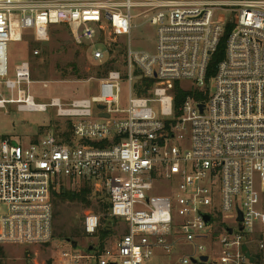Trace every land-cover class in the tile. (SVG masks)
I'll use <instances>...</instances> for the list:
<instances>
[{
  "label": "built area",
  "instance_id": "2783aa9c",
  "mask_svg": "<svg viewBox=\"0 0 264 264\" xmlns=\"http://www.w3.org/2000/svg\"><path fill=\"white\" fill-rule=\"evenodd\" d=\"M137 18L155 29L151 50L133 49ZM57 26L93 63L116 67L95 95L38 103L28 62L9 78L8 44L28 32L46 40ZM177 87L190 92L178 108ZM9 108L52 109L72 125L69 141L54 131L1 137L0 246L49 245L53 194L68 181L105 192L127 231L113 249L62 247V264H264V0H0ZM84 229L94 239L100 217L86 216Z\"/></svg>",
  "mask_w": 264,
  "mask_h": 264
},
{
  "label": "rangeland",
  "instance_id": "374dc122",
  "mask_svg": "<svg viewBox=\"0 0 264 264\" xmlns=\"http://www.w3.org/2000/svg\"><path fill=\"white\" fill-rule=\"evenodd\" d=\"M137 14L136 11L133 12ZM228 17V15H226ZM136 29L132 31L133 49H153L155 45V29L149 25H143L141 19H134ZM120 51L114 55L122 60L125 39L118 38ZM96 45L92 49L100 48ZM35 52H38L35 55ZM123 52V53H122ZM8 61L10 79L15 78L16 67L23 61L31 66L32 84L31 94L38 103H45L58 97L65 102L95 95L98 80L103 76L105 66L96 65L90 60L88 54L75 42L71 31L64 26L52 27L48 38L43 41L35 40L33 33L28 32L22 42H10L8 44ZM47 84L48 87H44ZM38 99V100H37ZM10 109L6 114L0 109V139L9 136L19 141L21 138L28 143L31 139L37 140L41 135L54 131L68 132L67 121L57 117L56 112L50 109L48 112L19 113ZM191 148V135L187 133V149ZM83 184L65 181L62 183L64 190L77 193ZM62 187L58 188L57 193ZM91 204L78 201L64 200L56 197L54 202V237L47 246H1L4 258H0V264H62L60 260L61 248L89 249L91 244L99 241L87 237L84 229L86 216L94 214L104 218L105 210L101 205L107 203V194L103 191L92 190ZM105 244L113 249L116 242L126 233V222L116 219ZM100 236V235H99ZM101 237V236H100ZM102 238V237H101ZM70 241V242H69ZM72 241L77 242L74 247ZM167 258L161 261L155 258L145 261L144 264H167Z\"/></svg>",
  "mask_w": 264,
  "mask_h": 264
},
{
  "label": "trees",
  "instance_id": "16d2710c",
  "mask_svg": "<svg viewBox=\"0 0 264 264\" xmlns=\"http://www.w3.org/2000/svg\"><path fill=\"white\" fill-rule=\"evenodd\" d=\"M120 50L121 49L113 47L112 48L113 55ZM122 51H123V49H122ZM224 55H225V39H224V41H222L217 54L213 58V62H212V66H211L212 72L215 69V65L219 62V60L223 59ZM115 61L116 60H113L112 62L107 63L105 66L104 72L99 73V76H103L108 71H110L111 69H115V67H116V64H114V63H116ZM175 94H176L175 95V106H176V108H178L181 105V103L186 99V97L190 94V92L183 90L180 87H177L175 90ZM70 101L71 100H69L68 102H70ZM66 125H68L69 131L65 135H63V137H65V139H67V141H69L72 123L67 122ZM62 133L63 132H59L57 134L62 135ZM61 187H62V189L60 190L59 193H57V190L54 191L53 199L59 196V197H62L64 200L78 201V202L85 203V204L86 203L91 204L90 197H91L93 188L89 184H83L77 193H72V192L66 191V190H64L63 186H61ZM107 201H108V198H107ZM101 208H102V210H105L106 215L104 218L100 219V229H99V232L95 236L94 239H97L99 241L98 242L99 246L101 248H103L105 245V242L107 240L106 238L109 235H111L109 228L113 227V225L116 221L114 218H111L108 215L109 214V202L103 203V205H101ZM0 258H2V259L4 258V253L2 252L1 248H0Z\"/></svg>",
  "mask_w": 264,
  "mask_h": 264
},
{
  "label": "water",
  "instance_id": "95a60500",
  "mask_svg": "<svg viewBox=\"0 0 264 264\" xmlns=\"http://www.w3.org/2000/svg\"><path fill=\"white\" fill-rule=\"evenodd\" d=\"M206 220H207V225H208V224H209V222H210V221H209V217H208V216L206 217ZM110 229H112V227H111V228H109V231H111ZM230 232H231V230H230ZM69 242H70V241H69ZM72 244H73V246H74V247H76V246H77V242H75V241H72ZM89 249H90V250H92V246H91ZM243 249H244V250H246V247H244ZM247 256H249V254H247ZM203 260H205V261H206V260H207V257H204V258H203Z\"/></svg>",
  "mask_w": 264,
  "mask_h": 264
},
{
  "label": "crops",
  "instance_id": "0c3cea01",
  "mask_svg": "<svg viewBox=\"0 0 264 264\" xmlns=\"http://www.w3.org/2000/svg\"><path fill=\"white\" fill-rule=\"evenodd\" d=\"M91 247V246H90ZM93 248V247H92ZM90 250V249H89Z\"/></svg>",
  "mask_w": 264,
  "mask_h": 264
}]
</instances>
